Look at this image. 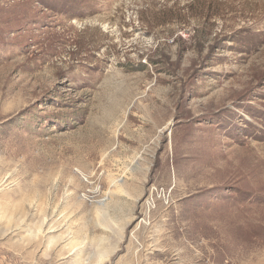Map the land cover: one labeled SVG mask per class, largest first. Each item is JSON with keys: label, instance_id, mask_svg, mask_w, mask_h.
I'll use <instances>...</instances> for the list:
<instances>
[{"label": "rangeland", "instance_id": "rangeland-1", "mask_svg": "<svg viewBox=\"0 0 264 264\" xmlns=\"http://www.w3.org/2000/svg\"><path fill=\"white\" fill-rule=\"evenodd\" d=\"M0 264H264V0H0Z\"/></svg>", "mask_w": 264, "mask_h": 264}]
</instances>
